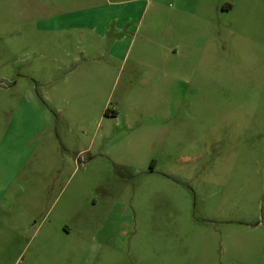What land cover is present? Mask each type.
Returning <instances> with one entry per match:
<instances>
[{"label": "rangeland", "instance_id": "rangeland-1", "mask_svg": "<svg viewBox=\"0 0 264 264\" xmlns=\"http://www.w3.org/2000/svg\"><path fill=\"white\" fill-rule=\"evenodd\" d=\"M202 3L157 81L129 58L65 90L62 37L110 36L105 0H0V264H264V0ZM44 216L71 235L38 254Z\"/></svg>", "mask_w": 264, "mask_h": 264}, {"label": "crops", "instance_id": "crops-1", "mask_svg": "<svg viewBox=\"0 0 264 264\" xmlns=\"http://www.w3.org/2000/svg\"><path fill=\"white\" fill-rule=\"evenodd\" d=\"M133 2V0H105L110 14L109 18L105 20L109 25L107 29H110V36L108 33L89 37L85 35L62 37L63 44H68L65 51L68 61L67 63L62 62L67 73L62 80V87L65 90L75 85L76 87L79 85L100 86L110 82L112 76L115 81L121 65L129 58L132 64L129 67L128 77H133L138 72V67L144 65L147 72L157 81L160 75L164 74L163 67L167 55L174 56L179 51H192V42L196 40L199 32L194 26V35L189 32L184 37L182 30L188 31L190 25L183 24L194 25L195 23L199 24V21H206L202 12L198 16V9H204L202 0L201 3L199 0H143L141 7L130 5ZM100 9L99 5L79 6L77 17L69 18L66 22L69 25L66 32L76 27L90 29L95 25H101V21L96 19ZM140 10V17L136 18V14ZM91 11L94 15L92 20L87 15ZM223 11L227 10H221V12ZM169 19L173 21L172 27H163L164 20ZM144 21L145 25L142 27ZM160 31H163L164 34L166 32L165 36ZM208 33L209 31L204 33L205 41L209 36ZM87 42L88 44H86ZM73 49H77L75 54L71 53ZM80 60H85V64H82V67H77L75 64L76 62L80 63ZM71 64H73V68ZM48 224H46L45 216L41 218L39 224L34 223L36 226L34 233H39L44 229L42 232L44 234L37 243L38 254L46 252L48 249L62 248L70 238L71 228L65 222L57 223L53 232L47 228ZM99 232L100 230L92 236V243H97ZM98 256L95 260L99 259ZM80 260L79 258L75 259V261Z\"/></svg>", "mask_w": 264, "mask_h": 264}, {"label": "trees", "instance_id": "trees-1", "mask_svg": "<svg viewBox=\"0 0 264 264\" xmlns=\"http://www.w3.org/2000/svg\"><path fill=\"white\" fill-rule=\"evenodd\" d=\"M107 113V111H105V114Z\"/></svg>", "mask_w": 264, "mask_h": 264}]
</instances>
